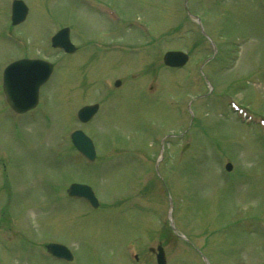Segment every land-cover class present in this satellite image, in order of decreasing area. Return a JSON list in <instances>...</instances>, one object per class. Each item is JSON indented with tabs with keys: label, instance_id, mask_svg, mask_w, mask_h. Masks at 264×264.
I'll return each mask as SVG.
<instances>
[{
	"label": "rangeland",
	"instance_id": "1",
	"mask_svg": "<svg viewBox=\"0 0 264 264\" xmlns=\"http://www.w3.org/2000/svg\"><path fill=\"white\" fill-rule=\"evenodd\" d=\"M7 1L0 0V66L40 56L54 68L36 108L21 117L12 118L0 96V264H156L149 247L158 242L166 264H205L199 253L208 264H264V143L245 111L264 112L260 0H187L213 38L215 55L184 0H101L120 10L117 24L82 0H24L28 15L17 27L6 20ZM137 18L148 35L128 26ZM66 25L77 46L71 54L48 41ZM92 40L113 51L99 52ZM114 43L134 53L121 56ZM169 49L189 54L183 67L163 65ZM205 58L208 85L198 70ZM104 77L124 82L91 121L79 123L74 111L102 97ZM231 102L244 106L241 119ZM77 127L93 139L96 163L76 157L68 135ZM180 131L165 139L168 149L157 163L161 183L157 141ZM70 181L91 185L100 208L66 197ZM50 241L69 246L73 260L46 257L43 244ZM129 251L137 252L138 263L127 260Z\"/></svg>",
	"mask_w": 264,
	"mask_h": 264
},
{
	"label": "water",
	"instance_id": "2",
	"mask_svg": "<svg viewBox=\"0 0 264 264\" xmlns=\"http://www.w3.org/2000/svg\"><path fill=\"white\" fill-rule=\"evenodd\" d=\"M53 45H60L68 50H73L74 47L68 41L67 29L60 30L54 37ZM72 46V47H71ZM185 60V55L180 52H167L164 55V61L171 64H181ZM51 71V64L43 60H18L10 64L7 71V80L5 87L8 93V100L13 108L18 111H24L27 108L35 105L37 101L38 87L43 83ZM118 83V82H117ZM96 110L95 105L82 107L78 111V116L81 120H87ZM72 140L76 147L86 155L93 156V145L90 139L85 136L80 130L72 133ZM69 194L76 196H84L91 198L92 192L87 185L73 183L68 188ZM52 252H63L65 249L60 245H47ZM157 262L164 264V253L160 245L157 246Z\"/></svg>",
	"mask_w": 264,
	"mask_h": 264
}]
</instances>
